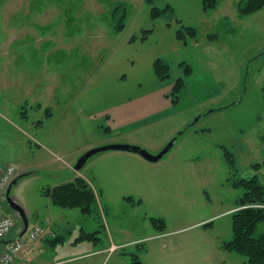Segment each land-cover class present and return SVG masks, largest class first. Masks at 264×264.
Wrapping results in <instances>:
<instances>
[{
  "label": "rangeland",
  "instance_id": "374dc122",
  "mask_svg": "<svg viewBox=\"0 0 264 264\" xmlns=\"http://www.w3.org/2000/svg\"><path fill=\"white\" fill-rule=\"evenodd\" d=\"M238 2L221 0L217 10L206 14L207 24L201 21L203 0H158L154 6L148 0H0V169L11 165L17 176L28 173L13 186L10 197L26 211L29 227L51 230L29 249L32 264H131L133 255L142 264H247L224 244L232 240L231 214L244 192L234 188L233 181L257 175L254 165L261 164L264 8L241 17ZM153 7L169 11L154 21ZM123 15L125 28L119 35L114 28ZM168 24L178 29L198 26L193 44L209 49L201 53L194 48L189 54L186 64L192 74L172 116L116 136L131 143L122 145L142 147L153 155L173 142L171 150L157 163L109 151L76 171L75 162L86 152L114 145L106 141L111 135L106 119H87L81 111L82 94L93 87L88 81L94 69L102 70L114 56L111 47L122 37L145 30L161 36ZM211 34L218 40H208ZM157 41H150L149 51L163 50ZM163 58L174 76L179 69L176 58ZM112 71L107 74L108 97L113 88H121L125 100L132 90L145 93L157 84L147 70L122 69L128 77L122 83L111 77ZM90 93L95 96V87ZM227 105L226 110L240 108L241 126L225 111H214ZM47 109L54 114L49 121ZM175 129L172 140L157 152ZM224 148L235 155L233 170ZM73 174L97 195L98 210L92 214L57 207L44 193L74 181ZM0 215L14 218L8 240L17 238L23 231L21 217L7 203ZM151 218L163 219L166 230H155ZM207 223L212 224L204 227ZM83 231L95 233L96 240L77 242ZM158 235L165 236L151 239ZM59 236L64 237L62 244L49 242Z\"/></svg>",
  "mask_w": 264,
  "mask_h": 264
},
{
  "label": "crops",
  "instance_id": "0c3cea01",
  "mask_svg": "<svg viewBox=\"0 0 264 264\" xmlns=\"http://www.w3.org/2000/svg\"><path fill=\"white\" fill-rule=\"evenodd\" d=\"M205 19H207V15L203 12L201 21L209 24V22ZM167 26H168L167 29L163 30L165 32H163L161 36L157 35V32L153 31L152 34L149 35L145 40L142 39L143 37L142 33L138 31L134 32L133 35L122 37V39L119 42L115 43L117 44L116 46L111 47L114 56L109 61H107L106 64L103 63L104 65L103 67H101L102 70H100L99 72H95L94 69L93 75L94 74L95 75L90 78L88 83L92 84L93 86L92 88L95 87L96 93L95 96L92 93H90V90L92 89L91 88L90 90L85 91V93L82 94L84 95L83 97L85 98V100L83 101L82 104V107L84 109H81V111L86 114L87 119H90L92 116H94L95 118L106 119L108 125L107 127L109 129V132L111 133L108 139H106L108 144H125V143L131 144L130 141H125V143H123L121 140L117 139L116 135L118 134L125 135L126 133L137 132L146 126H149L150 124L158 120H161L164 117L172 116L173 112H175L174 109L179 106L181 100L179 101V103L173 104L172 96L170 94L172 92V89L176 81L180 77L184 76L183 64H186V62H188L189 60L188 56L189 54L194 53L193 52L194 48L201 51V53L203 52V49L206 48L207 50L209 49V46H207L206 48L199 47V45L202 44L200 42H197V44H193L198 38H196L195 41H191L190 43H188V45H184L182 41H179L176 38V31L178 30V27L174 28L172 25L169 24ZM195 28L197 29L199 27L197 26ZM135 36L137 38H134ZM207 38L208 40H211V38H215V40H213L212 42L218 40L215 34L208 35ZM153 39H157L158 43L161 40L163 50L160 53L151 52L148 50L147 45ZM189 45H192V47L190 48ZM145 53L146 54L152 53V55L141 56ZM163 56H174L176 58L179 69L178 72L174 74V76L171 67L168 64H166V61L164 60ZM157 60H162L166 65L170 67V76L168 78L161 79L160 77L157 76L154 68V64ZM199 60L201 62L202 58H199ZM124 68L134 69V70L142 69V71L147 70V74L151 75L152 76L151 79H153V81H156L157 84L152 89L146 91L145 93L143 92L140 93L139 91L134 89L132 90L133 92L128 93V97L125 100L123 99L122 96V89L115 88L114 90L113 88L111 95H109L108 97L106 95V83H107L108 71L113 70L112 71L113 73L110 72L111 77L116 82L122 83L128 81L127 74L121 72V70ZM114 70H118V71H114ZM206 76L209 75L207 74ZM137 85H138L137 87L141 89L142 84L139 81ZM259 93L262 94L261 91H259ZM108 99H109V103H107ZM0 101L3 100L0 98ZM92 104H94V106L96 107L95 110L90 109L92 108L91 107ZM227 108H229L228 105L220 107L215 111H222V112L225 111L226 113H228L230 118L232 117L233 120H236L241 126L242 121L237 120L240 108L234 106V108L226 110ZM0 109H4V106L1 105V103H0ZM48 110L50 109H47V111ZM1 114L2 113L0 112V115ZM46 114L50 116V117L48 116L47 119L48 121L53 119L54 114H52L51 110L50 112L48 111ZM254 114L252 115V117L254 116ZM258 114L261 113H257L256 115ZM70 122H72V115L69 114L67 116L66 124H65L67 128ZM232 122L234 123V121ZM175 130L176 131H174L171 137L166 139L165 142L162 143V145L155 148L157 152H160L166 146V144L172 140L173 135L177 132L178 129ZM259 159L261 164L260 165L257 164L258 165L257 169H259L258 171L259 173L257 174V176L260 183L261 182L264 183V143L261 145L259 149ZM65 166L69 172L72 171L73 168H71L70 163H67ZM255 166L256 165H254V167ZM70 173L72 174L73 172ZM25 175H28V173L21 174L20 176H25ZM73 176H74L73 177L74 180L76 178L81 177L79 176V174L76 175L73 174ZM12 189L13 187L11 188V191ZM46 230L47 232H49L47 235H49L51 233V230L49 228H47ZM33 246H35V244L34 245L32 244V246L29 249L31 250ZM29 249L25 252L24 258L18 260V264H24L25 260H30L31 264L33 263L34 258L28 255L30 251Z\"/></svg>",
  "mask_w": 264,
  "mask_h": 264
},
{
  "label": "trees",
  "instance_id": "16d2710c",
  "mask_svg": "<svg viewBox=\"0 0 264 264\" xmlns=\"http://www.w3.org/2000/svg\"><path fill=\"white\" fill-rule=\"evenodd\" d=\"M155 1L148 0L151 6L155 5ZM221 0H203V12L211 13L218 9ZM264 8V0H239L237 3V12L239 16L246 17L261 11ZM168 9L161 11L153 7L151 17L153 20L159 19ZM121 22L114 28L116 33H121L125 28L126 15H123ZM153 30L142 31V39H146L151 35ZM198 32L195 27L182 26L176 31V38L182 41L184 45H188L190 41H195ZM134 38H137L136 36ZM215 40V38H211ZM155 72L161 79L170 76V67L162 60H157L154 64ZM192 68L189 65H184V76L180 77L171 92L172 103L177 104L181 99V94L186 87V78L191 76ZM224 158L231 170L236 167L234 154L224 148ZM258 165L255 167L257 168ZM233 187L243 189V195L237 201L239 210L231 214L232 225V240L224 244V249L228 252L237 253L247 259V264H264V210L254 207L255 205L264 204V185L260 183L258 176L252 178H235ZM51 200V203L57 207L64 209H81L82 213L89 215L97 211V195L90 184L83 178H76L74 181L61 184L44 192ZM131 200V199H130ZM132 201V200H131ZM152 225L155 230L164 232L166 224L163 219L151 218ZM212 223L205 224L204 227ZM64 237H57L54 240H49L52 245L62 244ZM95 233L82 232V235L77 239L81 241H95ZM131 264H142L138 255L132 256Z\"/></svg>",
  "mask_w": 264,
  "mask_h": 264
},
{
  "label": "built area",
  "instance_id": "2783aa9c",
  "mask_svg": "<svg viewBox=\"0 0 264 264\" xmlns=\"http://www.w3.org/2000/svg\"><path fill=\"white\" fill-rule=\"evenodd\" d=\"M16 176V169L10 165L5 166L0 171V209L6 203L7 191ZM255 207L264 209V205H257ZM14 228V218L0 215V244L2 246L0 264H17L18 260L24 258L26 249L44 235V231L40 227H35L29 229L24 237L6 242ZM24 264H30V261L27 260Z\"/></svg>",
  "mask_w": 264,
  "mask_h": 264
},
{
  "label": "water",
  "instance_id": "95a60500",
  "mask_svg": "<svg viewBox=\"0 0 264 264\" xmlns=\"http://www.w3.org/2000/svg\"><path fill=\"white\" fill-rule=\"evenodd\" d=\"M173 144H174L173 142L168 144V146L164 150H162L158 155H153L149 151H147L146 149H144L142 147L131 146V145H122V144H114V145H109V146H105V147L92 149V150H89L88 152H86L84 155H82L77 160V162L74 165V169L76 171L81 170L92 157H94L98 154H101V153L109 152V151H119V152L135 154V155L142 157L143 159H145L148 162L157 163V162L161 161L162 158L171 150ZM17 182L18 181H15L14 185ZM10 190H11V188L8 191L7 204L17 215H19L21 217V219L23 221V227L24 228H23V231L20 234V236H23L29 228V220H28V217H27V214H26V211L24 210V208L18 202H16L13 198L10 197Z\"/></svg>",
  "mask_w": 264,
  "mask_h": 264
}]
</instances>
